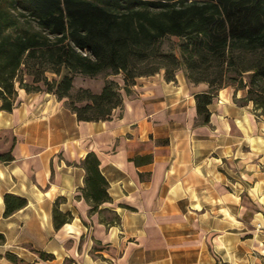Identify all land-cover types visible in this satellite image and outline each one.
<instances>
[{"label": "crops", "instance_id": "obj_1", "mask_svg": "<svg viewBox=\"0 0 264 264\" xmlns=\"http://www.w3.org/2000/svg\"><path fill=\"white\" fill-rule=\"evenodd\" d=\"M206 89L161 70L122 90L110 118L84 121L64 98L17 88L0 110V153L12 156L0 160V264H264V117L226 86L199 123ZM89 152L108 182L99 211L82 195ZM5 193L26 205L4 216ZM57 199L71 214L59 228Z\"/></svg>", "mask_w": 264, "mask_h": 264}, {"label": "trees", "instance_id": "obj_2", "mask_svg": "<svg viewBox=\"0 0 264 264\" xmlns=\"http://www.w3.org/2000/svg\"><path fill=\"white\" fill-rule=\"evenodd\" d=\"M168 37L178 42L164 49ZM180 69L189 82L207 84L194 95L199 123L209 121L208 106L226 86L234 88L235 103L251 102L264 117V0H0V110L11 111L22 88L64 98L78 120H105L122 106V90L133 94L138 77L162 70L171 81ZM77 75H102L100 91H73ZM117 75L121 84L111 78ZM237 90L244 95L237 98ZM11 159L9 151L0 153L1 161ZM81 166L82 195L91 211H99L110 200L108 182L93 152ZM3 202L4 216L27 203L12 193ZM58 204L52 209L55 228L71 218ZM39 257L53 256L40 251Z\"/></svg>", "mask_w": 264, "mask_h": 264}, {"label": "rangeland", "instance_id": "obj_3", "mask_svg": "<svg viewBox=\"0 0 264 264\" xmlns=\"http://www.w3.org/2000/svg\"><path fill=\"white\" fill-rule=\"evenodd\" d=\"M177 42H178L177 37H168L167 39L164 40L163 48L168 49L170 47H174ZM48 75L50 77L52 76V74H48ZM113 78L115 80L119 81L120 75L113 76ZM103 81H104V77L102 75H97L93 78L77 75L74 78L73 91L76 90L78 87H88V88L92 89L93 92H99L101 87H102L101 85L103 84ZM108 217H110V215H108ZM244 218H245V221L248 222L249 221V214L248 213L245 214ZM245 225H247V224H245ZM101 248L105 249L104 246H101Z\"/></svg>", "mask_w": 264, "mask_h": 264}]
</instances>
